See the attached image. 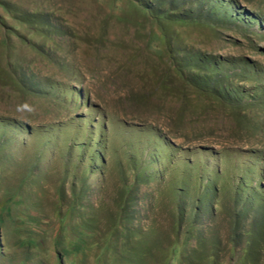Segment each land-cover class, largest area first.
<instances>
[{"label":"rangeland","instance_id":"374dc122","mask_svg":"<svg viewBox=\"0 0 264 264\" xmlns=\"http://www.w3.org/2000/svg\"><path fill=\"white\" fill-rule=\"evenodd\" d=\"M0 264H264V0H0Z\"/></svg>","mask_w":264,"mask_h":264}]
</instances>
